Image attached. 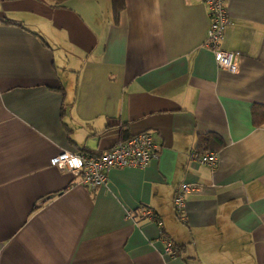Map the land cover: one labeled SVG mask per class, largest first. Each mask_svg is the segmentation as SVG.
<instances>
[{
	"label": "crops",
	"instance_id": "0c3cea01",
	"mask_svg": "<svg viewBox=\"0 0 264 264\" xmlns=\"http://www.w3.org/2000/svg\"><path fill=\"white\" fill-rule=\"evenodd\" d=\"M227 8L235 74L204 0H125L118 22L108 0H0V264H264V0ZM142 132L158 158L103 187L52 165ZM203 137L215 169L189 160Z\"/></svg>",
	"mask_w": 264,
	"mask_h": 264
},
{
	"label": "built area",
	"instance_id": "2783aa9c",
	"mask_svg": "<svg viewBox=\"0 0 264 264\" xmlns=\"http://www.w3.org/2000/svg\"><path fill=\"white\" fill-rule=\"evenodd\" d=\"M210 18V28L205 48L214 55L217 66L229 73L238 72V62L241 53L227 51L222 48L225 31L230 24V15L227 8V0H204ZM159 155V145L152 132H142L121 141L110 151L103 154H75L65 152L52 160V165L59 170L72 173L79 183L90 188H100L108 183V174L113 169H140L143 170ZM189 160L215 169L219 163V155L216 152L201 153L196 149L189 154ZM192 184H182L175 197L174 205L176 213L185 219L183 214L186 197L197 191ZM146 214H151L148 212ZM162 226V224H160ZM165 253L178 256L172 240L163 235Z\"/></svg>",
	"mask_w": 264,
	"mask_h": 264
},
{
	"label": "trees",
	"instance_id": "16d2710c",
	"mask_svg": "<svg viewBox=\"0 0 264 264\" xmlns=\"http://www.w3.org/2000/svg\"><path fill=\"white\" fill-rule=\"evenodd\" d=\"M55 4L57 5H63L65 2H67L68 0H52ZM111 2L112 5V10H113V15H114V19L116 22H118L119 17L122 13V11L125 9V0H108ZM261 107H254L253 113L254 115L257 117L258 116V111L260 110ZM264 121V116L261 117V119L259 120V122H263ZM215 140L218 141L219 143L221 142L220 138L217 136H214ZM130 139V138H129ZM124 140V141H128ZM210 141H212V138L210 137H203L199 142H200V147H197V151L201 152V153H205L208 152L209 150H207L206 148L209 147V144L211 143ZM222 144V143H221ZM176 248V247H175Z\"/></svg>",
	"mask_w": 264,
	"mask_h": 264
}]
</instances>
